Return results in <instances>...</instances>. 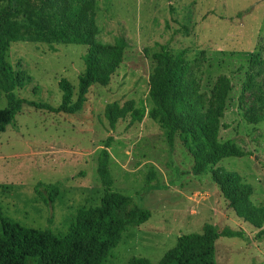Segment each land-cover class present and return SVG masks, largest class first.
<instances>
[{
	"label": "rangeland",
	"instance_id": "rangeland-1",
	"mask_svg": "<svg viewBox=\"0 0 264 264\" xmlns=\"http://www.w3.org/2000/svg\"><path fill=\"white\" fill-rule=\"evenodd\" d=\"M62 4L65 22L57 38L32 31L25 39L14 40L6 53L18 77L17 98L58 108L59 82L65 79L77 85L84 71V30L91 24L96 26L99 44L125 41V59L106 87L94 85L88 90L79 112L54 113L24 103L14 122L0 133L3 215L23 227L50 229L58 238L65 237L80 209L100 204L98 158L109 146L114 190L132 197L151 217L127 227L104 264H129L133 257L159 262L179 236L200 233L205 224L220 233L243 234L217 239L215 264H264V233L236 216L212 176V169L238 173L253 188L252 203L264 206V120L258 121L264 115V0H67ZM6 5L0 0V10ZM31 16L35 18V13L23 7L16 22L27 24ZM163 49L183 52L191 75L184 103L198 106L202 113L215 106L221 80H230L232 91L219 138L249 155L225 158L195 176L193 158L179 137L173 148L168 145L166 131L149 117L152 56ZM257 55L260 64L250 70L251 58ZM250 74V88L245 91ZM127 101L134 102L143 119L132 121L129 116L112 129L106 107ZM7 105L0 91V109ZM151 169L155 187L146 186ZM38 184L60 185L52 205L43 189L41 195L37 192Z\"/></svg>",
	"mask_w": 264,
	"mask_h": 264
},
{
	"label": "trees",
	"instance_id": "trees-1",
	"mask_svg": "<svg viewBox=\"0 0 264 264\" xmlns=\"http://www.w3.org/2000/svg\"><path fill=\"white\" fill-rule=\"evenodd\" d=\"M66 1L4 0L7 5L0 10V91L5 94L8 105L0 109V133L14 122L24 103L54 113L79 112L86 102L88 90L94 85L106 87L124 62L127 48L125 41L121 40L116 45H101L95 40L96 26L91 24L84 30L83 44L87 46L83 58L84 71L79 75L77 85L65 79L59 82L62 100L58 108L26 102L16 97L14 91L18 77L6 57L11 43L16 39H25L32 31H38L44 37L57 38L65 22L60 13L61 6L64 11L65 6L61 3ZM23 7L31 9L35 18L31 16L27 24L21 25L16 22V16ZM182 56L183 52L173 54L167 49L153 54L149 93L153 107L149 117L166 131L167 143L171 148L174 147L176 137H179L193 158L192 173L199 176L225 158L249 154L233 142H222L219 138L226 100L232 91L230 80L226 77L221 80L215 91V106L207 113H202L198 106L184 103L187 97L186 84L191 81V75L190 66ZM259 64V56H253L250 70ZM251 74L244 86L245 91L250 88ZM105 113L112 129L118 121L129 116L132 121L143 119V114L136 110L133 101H127L122 106L118 103L109 104ZM263 120L264 115L258 121ZM108 148L103 149L98 158L97 172L103 187L100 204L80 209L65 237L58 238L50 229L23 227L5 217L0 208V264H104L110 252L120 243L127 227L139 226L150 219V211L139 207L132 197L114 190V180L108 167ZM212 176L236 216L263 234L264 206L252 203V186L243 182L236 172L212 169ZM155 180V171L151 169L146 186L155 187ZM40 189L46 192V202L50 205L60 193L59 184H38L36 190L41 195ZM221 236L242 237L243 234L220 233L214 225L205 224L200 233L179 236L175 247L159 262L133 257L129 264H215V243Z\"/></svg>",
	"mask_w": 264,
	"mask_h": 264
}]
</instances>
